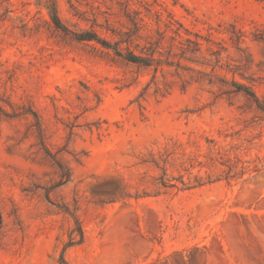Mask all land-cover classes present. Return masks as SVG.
<instances>
[{"label":"rangeland","instance_id":"374dc122","mask_svg":"<svg viewBox=\"0 0 264 264\" xmlns=\"http://www.w3.org/2000/svg\"><path fill=\"white\" fill-rule=\"evenodd\" d=\"M260 34L264 0H0V264H264Z\"/></svg>","mask_w":264,"mask_h":264},{"label":"trees","instance_id":"16d2710c","mask_svg":"<svg viewBox=\"0 0 264 264\" xmlns=\"http://www.w3.org/2000/svg\"><path fill=\"white\" fill-rule=\"evenodd\" d=\"M51 14H52V20L54 22V25L57 28H61L63 31H66V32H71L66 27H64L62 25V23L60 22V19L57 17L56 12H55L54 2H52V4H51ZM138 28L139 27L136 25V30H138ZM72 34L78 40H97V42L102 44V46H104L105 48H112L116 55L123 57L124 60L131 62V63H134V64H138V65H142V66H149V65H152L154 63L157 64L160 61L159 59L153 57L152 54L154 51H152V54L143 55L142 53H135L128 46L125 48H121L119 46L121 43L125 42L126 44H129V42H130L131 34H128L127 32H124V35H125L124 38H120L119 40H116L113 43H110L109 41L101 39L93 31H85V32H81V33H72ZM240 37H241L240 34L239 35L236 34L235 35V41L239 42ZM258 38L264 39L261 34ZM123 50H125V53L122 52ZM196 50H198V47ZM229 85L234 88V90H233L234 92H243L245 95H247L250 98L251 102H253L258 109H260L261 111L264 112V103L260 102L259 97L249 87H247L243 84L237 83L235 81H232ZM55 162L60 169L61 180H60L59 184L64 183L69 179V170L66 167H64L60 162H58V161H55ZM75 230L79 234V241H81L82 240V231H81L80 227H77V229H75ZM74 232H75L74 230L70 232L69 244H72L75 242Z\"/></svg>","mask_w":264,"mask_h":264},{"label":"bare ground","instance_id":"6f19581e","mask_svg":"<svg viewBox=\"0 0 264 264\" xmlns=\"http://www.w3.org/2000/svg\"><path fill=\"white\" fill-rule=\"evenodd\" d=\"M254 246V245H253ZM257 247V246H256ZM242 250V249H241ZM246 251V250H245ZM238 253V252H237ZM237 255V254H236ZM244 255V254H243ZM239 256H240V254H239ZM239 256H238V258H239ZM244 257V256H243ZM249 257V256H248ZM250 258V257H249ZM236 259V258H235ZM256 261V260H255ZM257 262V261H256Z\"/></svg>","mask_w":264,"mask_h":264}]
</instances>
